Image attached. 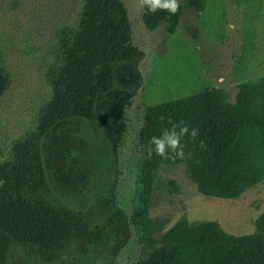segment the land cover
I'll return each instance as SVG.
<instances>
[{
  "label": "trees",
  "instance_id": "trees-1",
  "mask_svg": "<svg viewBox=\"0 0 264 264\" xmlns=\"http://www.w3.org/2000/svg\"><path fill=\"white\" fill-rule=\"evenodd\" d=\"M81 2L78 25L66 27L58 36L62 58L48 71L52 97L37 127L15 141L12 159L0 164V264H8L14 247H30L48 263L72 246L82 257L93 252L115 258L130 239L131 225L140 226L147 218L156 172L162 164L184 163L206 196L236 198L264 179L263 76L241 83L235 103L224 89L214 87L145 109L139 134L144 159L131 218L115 203L116 182L99 199L96 215L63 202L48 178L44 139L60 122L77 119L99 131L109 158L117 160L125 133L122 119L136 94L135 89L119 86L117 77L124 65L137 64L145 55L132 43L124 0ZM179 5L175 14L165 9L153 13L145 6L146 26L154 30L165 24L173 34L186 11L204 10L206 0H184ZM9 85L10 75L0 53V97ZM174 124L177 131L186 124L190 131L198 128L199 134L194 140L190 133L182 138L183 158L171 152L161 157L150 140ZM97 143L103 150L101 142ZM99 218L103 221L97 224ZM256 228L252 234L234 235L216 221L182 218L135 264H264V212Z\"/></svg>",
  "mask_w": 264,
  "mask_h": 264
},
{
  "label": "rangeland",
  "instance_id": "rangeland-1",
  "mask_svg": "<svg viewBox=\"0 0 264 264\" xmlns=\"http://www.w3.org/2000/svg\"><path fill=\"white\" fill-rule=\"evenodd\" d=\"M124 2L132 43L145 55L137 64L124 65L117 77L119 86L136 90L122 119L125 133L117 160L109 158L99 131L77 119L56 125L43 141V153L51 186L67 205L96 215L99 199L116 182L115 203L131 218L144 159L139 134L145 109L214 87L235 103L241 83L264 76V0H206L204 10L186 11L173 34L165 24L154 30L146 26L143 0ZM81 11V0H0V53L10 75L0 97V164L12 159L14 142L37 127L52 97L48 71L62 58L58 36L78 25ZM263 212L264 179L236 198L206 196L184 163L162 164L147 218L131 225L130 239L115 258L93 252L82 257L72 246L48 263L30 247H14L8 264H135L182 218L216 221L231 234L245 235L257 231Z\"/></svg>",
  "mask_w": 264,
  "mask_h": 264
},
{
  "label": "clouds",
  "instance_id": "clouds-1",
  "mask_svg": "<svg viewBox=\"0 0 264 264\" xmlns=\"http://www.w3.org/2000/svg\"><path fill=\"white\" fill-rule=\"evenodd\" d=\"M143 2L148 10L153 13L158 9H165L168 12L175 14L180 7L178 0H143ZM189 133L194 140L199 134V129L192 128L190 131L189 126L185 124L184 126L179 127V130L177 131V126L174 124L170 130L165 129L160 136H153L150 140V144L154 146L155 153L161 157H167L169 152H171L174 153L175 156L183 158L184 146L181 141L182 138ZM201 147H204L203 142H201Z\"/></svg>",
  "mask_w": 264,
  "mask_h": 264
}]
</instances>
